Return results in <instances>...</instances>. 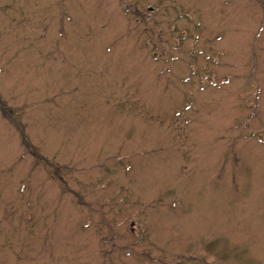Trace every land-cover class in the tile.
Listing matches in <instances>:
<instances>
[{
  "label": "rangeland",
  "instance_id": "1",
  "mask_svg": "<svg viewBox=\"0 0 264 264\" xmlns=\"http://www.w3.org/2000/svg\"><path fill=\"white\" fill-rule=\"evenodd\" d=\"M0 264H264V0H0Z\"/></svg>",
  "mask_w": 264,
  "mask_h": 264
}]
</instances>
